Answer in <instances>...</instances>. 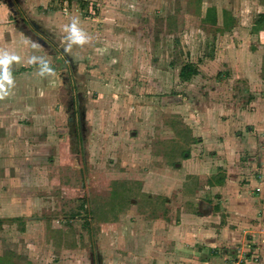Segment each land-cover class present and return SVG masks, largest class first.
Returning a JSON list of instances; mask_svg holds the SVG:
<instances>
[{"label": "rangeland", "instance_id": "obj_1", "mask_svg": "<svg viewBox=\"0 0 264 264\" xmlns=\"http://www.w3.org/2000/svg\"><path fill=\"white\" fill-rule=\"evenodd\" d=\"M5 1L11 7L10 26L29 32L32 42L13 44L30 47L23 65L0 68L3 77L15 70L16 76L9 78L19 92L7 96L6 105L0 103V264L30 259L34 264H74L68 254L60 257V249L96 258L99 223H115L119 211L131 215L125 205L130 188L114 181L118 172L131 177L143 165L132 163L134 156H163V150L170 160L182 159L179 144H160L169 136L163 123L170 111L175 123L179 107L198 106L205 99L197 94L217 87L227 95L216 101L235 100L239 110L247 101L233 97L235 93L244 89L250 96H264V71L257 72L262 86L252 87L239 77L238 66L229 67L234 58L226 47L227 17L236 11L234 0H221L224 24L212 12L215 0H46L39 8L35 0ZM74 22L87 38L83 44L71 38ZM18 36L6 33L11 40ZM185 64L198 72L181 80ZM249 101L256 108V98ZM156 164L168 162L159 159ZM105 176L106 189L100 186ZM138 188L145 186H134ZM146 188L156 194L161 185ZM110 192L111 198L101 202ZM106 228L115 230L113 225ZM252 233L254 228L247 231ZM251 238L234 254L220 253L226 264L261 261L258 239ZM127 245L125 252L132 250Z\"/></svg>", "mask_w": 264, "mask_h": 264}, {"label": "crops", "instance_id": "obj_2", "mask_svg": "<svg viewBox=\"0 0 264 264\" xmlns=\"http://www.w3.org/2000/svg\"><path fill=\"white\" fill-rule=\"evenodd\" d=\"M35 1L39 8L46 0ZM220 3L221 0H215L212 12L216 10L218 21L224 24ZM234 4V10H242L230 11L227 17L229 41L226 47L229 52L233 51L231 57L234 58L229 67L235 69L238 66L239 77L246 80V85L261 87L257 72L264 71V0H234ZM9 9L7 1L0 0V39L4 40V44L0 43V57L7 53L15 59L8 65L0 64V68L23 65L31 53L30 47L13 46L14 43L23 46L22 41L30 44L32 41L28 39L32 35L15 25L10 26ZM13 28L17 29L16 33ZM8 32L11 36L19 35L17 40L6 37ZM248 51L259 57L248 58ZM8 71L9 77L16 76L15 70ZM263 78L260 81H264ZM0 82L7 91L0 103L6 105L7 96L19 92H15L13 83L9 84L3 76H0ZM217 89L197 94L205 100L195 107H179L180 118L175 123L171 115L174 111H170L168 121L163 123L169 136H163L160 144L163 147L179 144L181 160H170L171 155L163 150V156L158 153L152 157L155 162L148 156L141 159L134 156L132 163L143 165L133 173L131 171V177L127 178V171L118 172L120 176L114 181L122 180L130 188L125 205L131 215L119 211L115 223H99V256L95 258L90 253L91 257L85 258L77 251L60 249L63 252L60 257L66 253L73 258L74 264H226V259L222 258L224 255H220L222 251L227 255L234 254L238 246L248 239L251 243L250 237H254L258 239L259 251L263 255L255 264H264V96L250 92L256 98V108L251 109L254 104L249 99L252 96L244 93V89L240 94L235 93L233 97L247 101L239 110L235 100L216 101L222 94L227 95L221 93L219 87ZM188 97L186 93V100ZM129 137L135 138L133 130ZM159 159L168 164L157 165ZM146 167L149 172L144 169ZM256 167L262 168L261 174L256 172L250 176ZM141 169H144L142 173ZM106 179L107 176L100 179V186L105 189L103 182ZM135 185L145 188L135 190ZM147 185L152 188L161 185V188L156 189V194L148 193ZM108 195L111 198L112 193L104 194L105 199L102 198L101 202H106ZM31 217L27 220H36ZM190 218L195 222H190ZM107 225H113L115 230L107 231ZM251 228L255 234L248 236L247 231ZM127 244H131L132 250L125 252ZM32 261L30 259L26 264H34Z\"/></svg>", "mask_w": 264, "mask_h": 264}, {"label": "clouds", "instance_id": "obj_3", "mask_svg": "<svg viewBox=\"0 0 264 264\" xmlns=\"http://www.w3.org/2000/svg\"><path fill=\"white\" fill-rule=\"evenodd\" d=\"M71 32V38L75 43L83 44L86 42V36L85 34L76 26V23L74 22L73 25L70 28ZM15 59L14 57L9 56L7 53H4L2 57H0V64L2 65H8L11 60ZM4 80H7L8 83H11V79L7 75V72H5ZM7 95V91L4 89V84L0 82V99H3L4 96Z\"/></svg>", "mask_w": 264, "mask_h": 264}, {"label": "trees", "instance_id": "obj_4", "mask_svg": "<svg viewBox=\"0 0 264 264\" xmlns=\"http://www.w3.org/2000/svg\"><path fill=\"white\" fill-rule=\"evenodd\" d=\"M262 19L264 20V15L262 16ZM195 66L192 64H185L179 73V77L181 80H188L191 76L196 75L198 72V69L194 68ZM2 220H0V223Z\"/></svg>", "mask_w": 264, "mask_h": 264}, {"label": "water", "instance_id": "obj_5", "mask_svg": "<svg viewBox=\"0 0 264 264\" xmlns=\"http://www.w3.org/2000/svg\"><path fill=\"white\" fill-rule=\"evenodd\" d=\"M39 39H40V38H39ZM43 45H44V44H43ZM44 46H45V45H44ZM71 115H72V117L70 118V121H73V117H74V115H75L74 112H72Z\"/></svg>", "mask_w": 264, "mask_h": 264}]
</instances>
